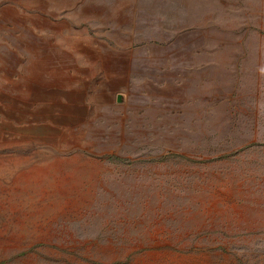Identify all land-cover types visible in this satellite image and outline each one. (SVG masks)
I'll return each mask as SVG.
<instances>
[{"label":"rangeland","instance_id":"obj_1","mask_svg":"<svg viewBox=\"0 0 264 264\" xmlns=\"http://www.w3.org/2000/svg\"><path fill=\"white\" fill-rule=\"evenodd\" d=\"M0 264H264V0H0Z\"/></svg>","mask_w":264,"mask_h":264}]
</instances>
